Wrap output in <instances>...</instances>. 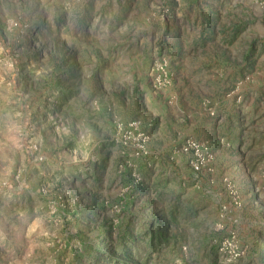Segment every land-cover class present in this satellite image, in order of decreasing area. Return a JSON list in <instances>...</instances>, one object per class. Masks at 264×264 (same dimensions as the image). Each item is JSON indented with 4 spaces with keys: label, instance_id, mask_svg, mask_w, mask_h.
<instances>
[{
    "label": "rangeland",
    "instance_id": "rangeland-1",
    "mask_svg": "<svg viewBox=\"0 0 264 264\" xmlns=\"http://www.w3.org/2000/svg\"><path fill=\"white\" fill-rule=\"evenodd\" d=\"M121 231L264 264V0H0V264H123L86 250Z\"/></svg>",
    "mask_w": 264,
    "mask_h": 264
},
{
    "label": "trees",
    "instance_id": "trees-1",
    "mask_svg": "<svg viewBox=\"0 0 264 264\" xmlns=\"http://www.w3.org/2000/svg\"><path fill=\"white\" fill-rule=\"evenodd\" d=\"M156 219H157V217H156ZM98 220H99L98 218H95L94 220L89 221L90 222L89 225H92L95 228ZM103 220L104 219H102L101 222H98L97 225L100 226L102 224ZM149 226H150L149 230H150L151 235H152V238H151L152 244H158V242H160V244H162L161 241H167L169 239L165 235V233H166L165 228L168 225H166V227H165L160 223V221H158L156 227L154 228L153 222L151 221ZM126 232L127 231H123V232L121 231L119 233V236H118L117 244L114 247L108 246V248L105 250L100 245V242H96V241L91 242L90 243L91 245H89V248H86V250H88V254L91 258V262L94 260H98V259H110V258H112L116 262H122L123 264H129L130 259L124 260L121 257V252H123V254L124 253L129 254L125 249L122 248V246H120V245H123V243L125 242V240H123V238H125L127 236ZM129 234L131 235V238H132L133 237L132 231H129ZM84 244L86 246V241H84L83 245ZM77 251H78V249H77Z\"/></svg>",
    "mask_w": 264,
    "mask_h": 264
},
{
    "label": "crops",
    "instance_id": "crops-1",
    "mask_svg": "<svg viewBox=\"0 0 264 264\" xmlns=\"http://www.w3.org/2000/svg\"><path fill=\"white\" fill-rule=\"evenodd\" d=\"M211 30H213V27H211Z\"/></svg>",
    "mask_w": 264,
    "mask_h": 264
}]
</instances>
